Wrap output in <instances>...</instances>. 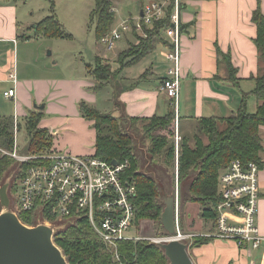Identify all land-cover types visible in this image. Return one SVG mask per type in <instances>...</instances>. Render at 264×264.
<instances>
[{
    "label": "crops",
    "instance_id": "crops-1",
    "mask_svg": "<svg viewBox=\"0 0 264 264\" xmlns=\"http://www.w3.org/2000/svg\"><path fill=\"white\" fill-rule=\"evenodd\" d=\"M125 1L127 0H114L115 13L118 5ZM128 1L139 5L140 17L151 2L168 3L171 0ZM259 3L264 14V0H182L184 9L181 20L183 25L189 26L182 38L184 78L178 107L182 131L183 125H196L204 117L230 116L241 107L243 94L254 90L253 79L259 75L260 61L254 44L257 27L252 22V16ZM130 17L133 19L132 14ZM21 27L17 0H0V89L3 90L5 101L10 102L14 108L10 118L17 115L26 121L33 112L42 113V120L50 117L45 122L41 121L40 128L48 129L54 142V151L94 156L96 131L89 130L92 122L84 119L78 110V104L82 100L92 106L97 102L96 96L88 92V88L94 85L93 78L89 74L90 77L85 74L80 77H56L47 70V73L44 72L39 65L34 67L27 63V67L20 68L16 53L21 45ZM128 35L131 40H128ZM128 35L125 38L131 42L135 34ZM162 38L163 41H159L153 53L135 66L125 68L119 78L112 82V93L116 96L112 100V114L115 117L150 118L154 115L165 116L173 111L171 101L160 89L170 68L169 61L163 56L168 46L165 33ZM24 44L29 45L31 41ZM218 49L231 57L237 78L240 79L238 86L229 82L228 67L219 58ZM156 52L163 62L155 60ZM14 68L18 82L16 97L10 100L4 97V93L14 88L9 80ZM118 69L119 65L115 62L114 71ZM41 106H44L43 110L40 109ZM257 106L258 101L250 95L246 103L248 112L254 113ZM260 132L264 140V127ZM52 133L58 135L53 136ZM61 134V138H64L62 144L54 141H59ZM74 136H82L84 146L90 143L94 150L90 152V149L74 145ZM261 159L263 166L260 172L257 223L259 233L264 237V152ZM166 194L172 196L170 193ZM162 200H165L163 196ZM197 206L198 204L187 203V222H183L179 208L180 226L186 234H194L196 238H210L207 236L216 230L214 222L203 219V209L195 208ZM210 239L204 245L189 244L188 253L193 264H264V244L258 250H246L234 241Z\"/></svg>",
    "mask_w": 264,
    "mask_h": 264
},
{
    "label": "trees",
    "instance_id": "trees-1",
    "mask_svg": "<svg viewBox=\"0 0 264 264\" xmlns=\"http://www.w3.org/2000/svg\"><path fill=\"white\" fill-rule=\"evenodd\" d=\"M113 0H95L91 12V20L95 24V34L100 41L108 34L115 22ZM184 4L181 5V10ZM173 11V4L167 7V15L163 20L154 23L152 27H146L145 34L148 38L139 39V44L121 52L118 56V70H112L105 59L97 57L95 64L87 65V73L97 81L93 88L98 93L104 87V83L111 79H117L120 73L128 67L135 66L142 59L153 53L162 36L170 25V16ZM252 22L257 27V36L254 39L259 53V75L253 79L255 88L251 93H244L241 107L228 117H204L198 120L200 130L207 137V144L201 138L195 140L191 147L188 139L183 140L180 145L179 155V182H184L192 171H198L197 176L190 181L188 193L190 203H197L202 206V217L206 221H213L217 216L216 209L220 202L218 197L219 176L234 160H241L244 163L255 162L261 167V154L264 152V140L261 136V128L264 127V14L260 3L254 11ZM189 26L183 25L185 32ZM36 33L48 38L72 39L63 27L54 19L48 18L37 25ZM219 58L227 64L229 71V82L238 86L240 79L237 78L231 57L222 54L218 49ZM252 95L258 101L257 110L250 113L246 103ZM78 109L84 119L92 122V128L96 131L95 157L109 163L116 161L118 164L128 163L124 178L133 182L137 188L135 206L137 211V223L147 220L159 225L162 235H166L161 222L165 208L162 200V193L157 180L142 172L139 166V159L134 152L132 137L126 133L121 125L123 119L115 117L110 113H102L89 103L82 101ZM43 114L33 112L25 122L29 136V153L34 155L44 154L54 148V142L48 129L40 128ZM136 120L150 121V129H170L175 121L174 111L165 116L154 115L150 118H133ZM150 132V131H149ZM156 137V136H155ZM159 136H157L158 138ZM0 138H3V146L13 149V118H0ZM163 142V137L159 138ZM8 151V150H7ZM179 151V150H178ZM168 155L171 160L176 159V148L171 145L168 148ZM17 165H19L18 177L24 176L26 171L35 166L33 162L18 164L8 156H0V183L4 177ZM162 200V201H161ZM2 205L0 203V212ZM20 220L27 226H34L32 216L24 214ZM37 224V222L35 223ZM210 238H196L193 245H204L210 242ZM55 244L62 250L69 264H170L164 250L147 240H130L119 242L117 252L120 261L116 260L114 252H111L96 236L85 220L76 224L69 223L59 226L55 235Z\"/></svg>",
    "mask_w": 264,
    "mask_h": 264
},
{
    "label": "built area",
    "instance_id": "built-area-1",
    "mask_svg": "<svg viewBox=\"0 0 264 264\" xmlns=\"http://www.w3.org/2000/svg\"><path fill=\"white\" fill-rule=\"evenodd\" d=\"M173 11L170 25L165 30L167 50L163 56L169 61L170 68L161 85V91L171 101L175 113L176 126L179 124L178 107L180 102L182 66V0H171ZM168 3L153 1L142 11L137 19L121 23L119 28L111 29L100 42L107 51L116 49L117 44L127 34L145 35L146 27L166 18ZM13 89L4 97H16L18 76L16 68L9 75ZM21 125L19 116L13 118L14 148L11 151L0 147V156H8L19 164L33 162L21 182L13 187L11 209L18 216L30 214L37 226L44 224L54 229V238L63 224H76L80 220L88 222L90 228L101 242L114 252L120 261L117 245L130 240H147L161 246L179 241L187 246L195 236L183 232L177 210L175 234L154 238L130 236L137 228L135 200L137 188L133 182L124 178L128 163L114 166L95 156H78L67 152L52 151L40 156H26L18 153V133ZM53 136L58 133H52ZM176 140L179 143V133ZM261 166L255 162L232 161L219 176L215 232L207 237L216 240L234 241L240 248L258 250L264 244V237L258 229V204L260 200ZM178 209V208H177Z\"/></svg>",
    "mask_w": 264,
    "mask_h": 264
},
{
    "label": "rangeland",
    "instance_id": "rangeland-1",
    "mask_svg": "<svg viewBox=\"0 0 264 264\" xmlns=\"http://www.w3.org/2000/svg\"><path fill=\"white\" fill-rule=\"evenodd\" d=\"M17 3L20 9V21L22 23L20 35L21 45L16 53L17 65L19 64L20 68L27 67V63L31 66L39 65V68L41 67L45 70L44 72L47 73L48 71L56 77H80L84 74L90 77L87 73V65L95 64L97 57H106L107 59L105 62L109 63L112 70H114L117 56L121 52L125 49L127 50L130 45L139 44V39L137 38H148L146 34L137 35V38L133 37L132 41L128 42V40H131V36L127 34L128 40L123 38L118 42L115 50L107 51L106 47L98 40L94 29L95 24L91 20V12L94 8L95 0H17ZM170 3L171 1L168 2V5ZM130 14H132V18L135 20L139 18L140 12L137 3H132L127 0L119 4L117 12L115 13V22L112 29L119 28L121 23L129 20L131 18ZM48 18H54L63 27L64 31L72 36V39L48 38L38 35L36 33L37 25ZM26 41H31V44H24ZM154 58L157 62H163L158 52H156ZM93 80V87L88 88V92L94 94L97 98V102L93 107L102 113L112 114V100L116 97L114 96V93H112V87H114V83L112 84V82H115L116 79L113 78L104 83V87L97 94L93 92V88L97 84V81L94 78ZM2 94L3 90L0 89V118L10 117L14 113V108L10 102L5 101ZM124 118L125 119H123V117L120 118V120L123 119L121 125L124 131L133 139L134 152L139 159L140 170L157 180L160 186V191L163 195L165 193H170L172 196L173 194L178 196V213L180 208L182 220L183 222H187L185 208L187 203H189L188 199L190 198V193H188L189 183L197 176L198 171H192L187 180L183 183L179 182L180 153L178 152H180V145L185 139H188V143L191 147L194 146L195 140H199L200 138L203 143L207 144V137L200 130L199 123L196 125L187 123L182 126V131L181 124L176 126V121H174L170 129L151 131L150 129L152 128L150 127V121L148 120L140 119L133 121L129 119V117L125 116ZM49 119L50 117L45 118L42 122ZM20 122L21 125L18 133L19 154L26 156H40L49 154L53 151L52 149L49 152L39 155L29 153L30 139L25 126L26 121L20 118ZM89 130H94L92 125ZM177 133H179V143L176 142L178 138ZM62 134L58 137L59 139ZM157 136L159 137L157 138ZM161 137L164 139L163 142H160L159 140ZM62 138L59 141L54 139V141L62 144L64 140V138ZM72 138L75 139L74 145H80L84 149H90V152L94 150V146L90 143L85 144L84 146L81 142L83 139L82 136H74ZM3 142V138H0V147L4 150L11 151L8 147L3 146ZM171 145H174L176 148L175 160H171L168 155V148ZM72 154L77 155V153L73 152ZM15 162L18 163L17 161ZM18 174L19 165L12 169L4 177L3 182L0 183V191L6 184H9L7 193L8 197L11 199H13V187L16 184L18 186L21 184V182L17 180ZM195 208H202V206L198 204ZM3 210L2 207L1 212ZM35 223L36 221L32 227L37 226L38 223ZM129 235L134 237L144 236L146 238H154L162 236V231L158 224L150 220H144L140 222L139 225H137V228L132 230ZM195 239L196 238H194L192 242H189V244H193Z\"/></svg>",
    "mask_w": 264,
    "mask_h": 264
},
{
    "label": "water",
    "instance_id": "water-1",
    "mask_svg": "<svg viewBox=\"0 0 264 264\" xmlns=\"http://www.w3.org/2000/svg\"><path fill=\"white\" fill-rule=\"evenodd\" d=\"M38 108L37 106H35ZM41 110L44 106H41ZM117 166L116 161L112 162ZM9 184L0 191L3 211L0 214V264H69L62 250L54 243V229L47 225L30 227L21 222L11 209L7 190ZM164 211L161 222L166 234H175L178 199L162 194ZM170 264H193L188 246L174 241L160 246Z\"/></svg>",
    "mask_w": 264,
    "mask_h": 264
},
{
    "label": "bare ground",
    "instance_id": "bare-ground-1",
    "mask_svg": "<svg viewBox=\"0 0 264 264\" xmlns=\"http://www.w3.org/2000/svg\"><path fill=\"white\" fill-rule=\"evenodd\" d=\"M57 234V233H56Z\"/></svg>",
    "mask_w": 264,
    "mask_h": 264
}]
</instances>
